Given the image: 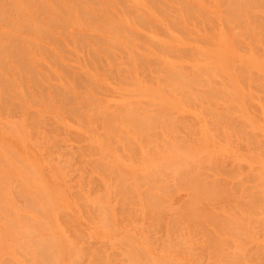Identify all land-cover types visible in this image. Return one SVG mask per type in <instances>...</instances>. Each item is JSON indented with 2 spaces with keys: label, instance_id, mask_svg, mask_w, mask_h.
<instances>
[{
  "label": "rangeland",
  "instance_id": "374dc122",
  "mask_svg": "<svg viewBox=\"0 0 264 264\" xmlns=\"http://www.w3.org/2000/svg\"><path fill=\"white\" fill-rule=\"evenodd\" d=\"M0 264H264V0H0Z\"/></svg>",
  "mask_w": 264,
  "mask_h": 264
}]
</instances>
